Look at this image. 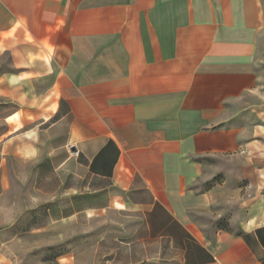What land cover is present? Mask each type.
Returning <instances> with one entry per match:
<instances>
[{"label": "crops", "instance_id": "1", "mask_svg": "<svg viewBox=\"0 0 264 264\" xmlns=\"http://www.w3.org/2000/svg\"><path fill=\"white\" fill-rule=\"evenodd\" d=\"M263 32V0H0L17 221L84 224L88 264H264V216L217 210L264 173Z\"/></svg>", "mask_w": 264, "mask_h": 264}, {"label": "rangeland", "instance_id": "2", "mask_svg": "<svg viewBox=\"0 0 264 264\" xmlns=\"http://www.w3.org/2000/svg\"><path fill=\"white\" fill-rule=\"evenodd\" d=\"M257 68L264 76V32ZM5 112L0 105V135L4 132ZM256 163L259 165V161ZM225 181L226 177L220 174L210 186L223 185ZM223 192L224 199L217 206L221 212L220 225H225L228 217L242 218L250 205L264 216V173L254 175L253 179L237 175L235 180L225 184ZM29 193L32 191L18 189L0 196V264H88V229L84 224L53 223L45 210H34L27 220L17 221L21 212L33 207L24 206V198Z\"/></svg>", "mask_w": 264, "mask_h": 264}]
</instances>
